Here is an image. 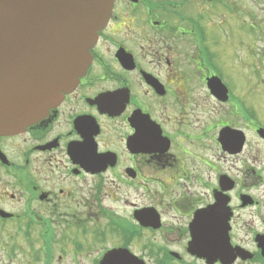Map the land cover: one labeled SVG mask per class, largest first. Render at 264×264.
<instances>
[{
  "label": "flooded vegetation",
  "instance_id": "1",
  "mask_svg": "<svg viewBox=\"0 0 264 264\" xmlns=\"http://www.w3.org/2000/svg\"><path fill=\"white\" fill-rule=\"evenodd\" d=\"M206 5L115 0L76 86L0 134V264H264V49Z\"/></svg>",
  "mask_w": 264,
  "mask_h": 264
},
{
  "label": "water",
  "instance_id": "2",
  "mask_svg": "<svg viewBox=\"0 0 264 264\" xmlns=\"http://www.w3.org/2000/svg\"><path fill=\"white\" fill-rule=\"evenodd\" d=\"M114 0H0V134L55 108L85 73ZM112 251L100 264L117 263Z\"/></svg>",
  "mask_w": 264,
  "mask_h": 264
},
{
  "label": "rangeland",
  "instance_id": "3",
  "mask_svg": "<svg viewBox=\"0 0 264 264\" xmlns=\"http://www.w3.org/2000/svg\"><path fill=\"white\" fill-rule=\"evenodd\" d=\"M223 3H219L217 0H207V5H206V22H213L216 25V22L220 23V30L224 32H228V29L233 33L237 32L235 31L234 25L237 22H242L240 19L237 20L235 17H237L236 12H234L232 9L235 7L234 3L242 10H249L248 13L251 14L250 19L248 20L247 17H245L244 11H240L239 15H242L244 17L243 22H248V23H253L255 25V30L252 31L250 40H254V50H255V55H256V61H259L260 55L263 53L264 49V42L263 37H264V29H260L258 26H263L264 27V0H254V3L252 0H221ZM192 6H198V4L192 5ZM204 9V5L202 6ZM249 7V9H246ZM232 8V9H231ZM193 14L196 13L195 11L192 12ZM262 27V28H263ZM207 29V26H206ZM247 34V33H246ZM249 35V34H248ZM213 39H214V34L212 33ZM206 37H208V32L206 31ZM217 40L219 43H222L223 45L225 44L226 40L229 39L226 35H219L217 34ZM245 38V36H243ZM230 42H226V44H231ZM214 47V46H213ZM224 47V46H223ZM216 48V47H214ZM222 50V49H220ZM224 51V52H223ZM232 48L229 46L227 49L226 47L223 48L222 52L223 54H228L231 53ZM219 54V52H217ZM231 61L229 59L227 60V63L230 64ZM259 65V63L256 64V66ZM261 66H259L260 68ZM257 68V69H259ZM225 81L227 83H231L230 80L228 79L227 76H225ZM102 183V180L100 181ZM97 184V183H96ZM103 193H100L99 198H102ZM106 203L109 204V201L106 199ZM27 239L25 238H18L15 237V245L16 246H27L26 244ZM33 242L30 244L31 246H38L39 241L38 240H32Z\"/></svg>",
  "mask_w": 264,
  "mask_h": 264
}]
</instances>
